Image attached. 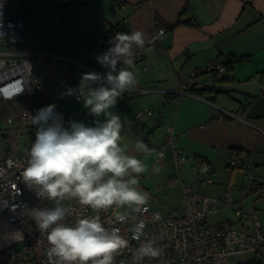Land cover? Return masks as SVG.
Listing matches in <instances>:
<instances>
[{
	"label": "crops",
	"instance_id": "1",
	"mask_svg": "<svg viewBox=\"0 0 264 264\" xmlns=\"http://www.w3.org/2000/svg\"><path fill=\"white\" fill-rule=\"evenodd\" d=\"M6 1L10 16L23 15L34 52L62 54L73 61L74 64L45 57L37 60L39 72L52 84V104L61 109L65 119L87 109L83 101L68 102L62 93L79 87L82 76L88 73L85 68L106 73L107 69L96 57L110 47L109 40L117 32H144L148 41L144 46L148 70L134 63L129 70L136 73L137 83L131 90L152 91H125L111 110L121 117L122 145L130 155L142 159L146 165L152 161V168L157 167L154 153L145 159L135 151L139 135L124 130L125 122L132 116L153 111L149 121L150 142L161 146L165 126L171 125L177 133L179 148L197 159L196 163L185 165L183 171L177 170V177L170 174V182L180 185L197 182L198 169L206 165L211 169L213 184L205 186V193L218 197L232 191L238 202L211 216H218L215 222H207L214 225L235 222V210L242 202L244 209L254 207L264 224V195L243 199L238 190L249 174L264 181V105L255 118L249 117L251 105L262 97L264 88V0H124L119 10L112 6L115 0H83L74 7L66 0H32L24 7L21 0ZM157 28L167 29V33L160 42L149 45ZM104 38L106 41L100 49L97 42ZM29 49L0 47L8 51ZM211 60L225 65L234 63L230 77L227 72L220 75L208 72ZM214 86L228 92H208ZM184 87L187 93L177 101L175 96ZM38 102L36 97L12 102L0 100V120L17 117L24 108ZM223 111L250 120L254 127L226 117ZM154 118L155 124H161L159 128L152 127ZM1 131V156L9 152L10 145L21 150L33 141L25 125L11 126L6 135ZM130 135L132 138H128ZM168 157L174 165L170 151ZM231 160L239 166L229 168L227 164ZM182 173L189 179H180ZM145 179L148 177L144 176L141 182ZM154 202L152 199L149 204L156 207ZM177 211L178 214L185 211L184 199L181 210Z\"/></svg>",
	"mask_w": 264,
	"mask_h": 264
},
{
	"label": "built area",
	"instance_id": "2",
	"mask_svg": "<svg viewBox=\"0 0 264 264\" xmlns=\"http://www.w3.org/2000/svg\"><path fill=\"white\" fill-rule=\"evenodd\" d=\"M71 7L80 5L83 0H66ZM32 0H21L24 7L31 4ZM124 5V0H115L112 4L115 10ZM167 33L165 28L153 30L149 45L161 41ZM27 46L28 51L0 50V100L12 102L23 98H38L37 104L24 108L19 116H8L0 120L3 124L1 133L6 135L11 126L25 125L27 133H31L33 141L37 128L31 123L30 115L35 116L38 109L52 104L54 90L51 82L39 72L38 57L52 58L60 62L73 63L62 54H38L31 49V37L27 32L23 15L10 16L7 11V1L0 0V47ZM144 66L148 70L145 60V50L137 49L134 63ZM80 66V65H78ZM85 68V67H83ZM88 73H97L85 68ZM208 72L220 75L227 72L226 65L217 60H211L207 67ZM104 74V73H98ZM135 92H151L149 89H135ZM184 87L175 96L186 94ZM11 97L5 99L4 96ZM264 96V88L262 91ZM66 101H82L76 96H66ZM56 111L62 114L59 107ZM226 117L244 122L254 127L250 120L229 111H223ZM154 113L151 110L139 112L129 118L124 124L125 131H133L139 135L137 140H142L155 154L154 165L162 166L168 158V151L172 154L173 162L178 171L185 165L196 163L195 157L185 154L178 146V136L175 128L166 125V135L161 146L153 145L149 138V121ZM32 143L25 145L21 150L9 146V152L0 155V264H48L46 236L36 228L31 218L32 208L53 207L51 201L40 200L35 192L30 190L22 180V172L27 166L28 152ZM142 154V153H140ZM144 155V154H143ZM12 159L15 163L9 167L7 161ZM229 168L238 167L235 160L229 161ZM199 180L189 183L182 182L181 190L185 203V211L165 216L159 209L149 204L148 211L137 215V220L145 223L146 237L155 238L157 245L163 250L161 259L164 264H264V224L261 223L254 207L244 209L239 202L235 210L236 221L225 225L209 224V217L219 214L236 205L232 191L222 196H211L205 193L204 188L213 184L210 167L203 165L199 169ZM144 176L139 177L140 187L152 193L141 183ZM239 192L243 199H255L264 195V181L249 174L246 183L240 187ZM71 204L72 213L67 217L68 223L93 215L90 209H85L75 201ZM15 206V207H14ZM106 227H117L120 234L129 241V247L118 254L115 264H134L133 254L140 246L141 241L132 239L131 229L135 221L125 224L111 223L113 217L109 213H100ZM19 232L21 235L16 236ZM40 243L37 244V240ZM144 238H142L143 240ZM139 264H159L155 259L145 258Z\"/></svg>",
	"mask_w": 264,
	"mask_h": 264
},
{
	"label": "clouds",
	"instance_id": "3",
	"mask_svg": "<svg viewBox=\"0 0 264 264\" xmlns=\"http://www.w3.org/2000/svg\"><path fill=\"white\" fill-rule=\"evenodd\" d=\"M147 42L142 31L117 32L109 40L110 47L96 57L106 73H86L78 88L62 93L83 101L85 109L96 118L94 126L71 120L65 127L55 104L38 109L35 116L29 114L37 131L22 180L38 199L54 204L31 209V218L49 245L48 264H115L117 255L128 249L129 241L119 228L104 225L100 213L109 211L111 223L135 221L132 239L141 243L133 254L134 264L145 258L164 264L162 248L155 238L146 237L145 223L137 220V215L148 211L151 200L139 183L148 167L122 145L121 117L111 111L122 94L136 85V73L129 70L134 65V49L143 50ZM101 116L103 121L98 119ZM135 151L144 154L145 159L153 154L142 140L135 142ZM14 163L12 159L7 161L9 167ZM154 171L158 173L159 167ZM72 201L90 209L93 215L68 223L72 206H66V202ZM40 242L38 239L36 243Z\"/></svg>",
	"mask_w": 264,
	"mask_h": 264
},
{
	"label": "rangeland",
	"instance_id": "4",
	"mask_svg": "<svg viewBox=\"0 0 264 264\" xmlns=\"http://www.w3.org/2000/svg\"><path fill=\"white\" fill-rule=\"evenodd\" d=\"M96 118L89 114L88 110L83 111L75 116L64 118L65 127H68V121L75 120L77 122H83L87 126H94L93 121ZM103 121V116L98 118ZM3 127L0 125V130ZM2 138V137H1ZM0 138V144H2V139ZM128 138H132L130 135ZM140 159V158H139ZM142 160V159H141ZM148 172L143 175L148 177V179L144 180V183L141 182L154 197H151V200L154 199L155 206L159 209L165 216L172 215L177 210H181L183 206V196L181 195V185L179 182L175 184L170 182V178L168 177L170 174L177 177V169L175 165L171 162V159L168 157L167 162L164 166L159 167L160 171L157 173L154 171L156 168H152L153 162L147 161ZM183 171V169L181 170ZM191 177L193 175H190ZM180 179L188 180L189 178L186 175L180 174ZM179 181V180H178ZM155 207V208H156ZM218 216L210 217L208 220L210 223L215 222Z\"/></svg>",
	"mask_w": 264,
	"mask_h": 264
},
{
	"label": "water",
	"instance_id": "5",
	"mask_svg": "<svg viewBox=\"0 0 264 264\" xmlns=\"http://www.w3.org/2000/svg\"><path fill=\"white\" fill-rule=\"evenodd\" d=\"M106 41V38L101 39L100 41L97 42V45L99 46L100 49L103 48L104 43ZM264 105V96L258 98L252 105L250 108V112H249V117L250 118H255L257 116V111L260 107H262ZM157 121V119L154 118L153 120V128H159L161 126V124H155V122Z\"/></svg>",
	"mask_w": 264,
	"mask_h": 264
},
{
	"label": "trees",
	"instance_id": "6",
	"mask_svg": "<svg viewBox=\"0 0 264 264\" xmlns=\"http://www.w3.org/2000/svg\"><path fill=\"white\" fill-rule=\"evenodd\" d=\"M69 10H71V8H69ZM233 65H234V63H229L228 65H226L227 73H228L229 77H230L229 74L232 73L234 70ZM204 91L207 92V90H204ZM208 92H214L216 94H220V93H227L228 91H226L225 89L217 88L214 86L213 88L209 89Z\"/></svg>",
	"mask_w": 264,
	"mask_h": 264
}]
</instances>
